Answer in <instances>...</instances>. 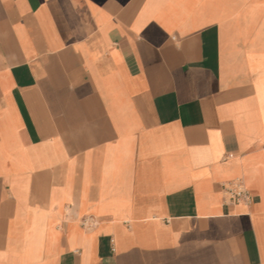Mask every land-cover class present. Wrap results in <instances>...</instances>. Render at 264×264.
I'll use <instances>...</instances> for the list:
<instances>
[{"label":"crops","instance_id":"0c3cea01","mask_svg":"<svg viewBox=\"0 0 264 264\" xmlns=\"http://www.w3.org/2000/svg\"><path fill=\"white\" fill-rule=\"evenodd\" d=\"M0 264H264V0H0Z\"/></svg>","mask_w":264,"mask_h":264},{"label":"built area","instance_id":"2783aa9c","mask_svg":"<svg viewBox=\"0 0 264 264\" xmlns=\"http://www.w3.org/2000/svg\"><path fill=\"white\" fill-rule=\"evenodd\" d=\"M224 189L227 198L232 202L247 201L250 199V191L240 180L225 185Z\"/></svg>","mask_w":264,"mask_h":264}]
</instances>
